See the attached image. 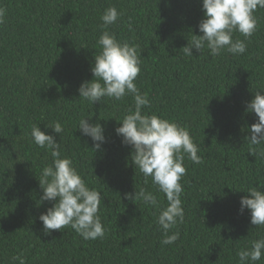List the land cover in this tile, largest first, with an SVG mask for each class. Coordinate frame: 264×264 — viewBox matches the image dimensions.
Here are the masks:
<instances>
[{"label": "trees", "instance_id": "obj_1", "mask_svg": "<svg viewBox=\"0 0 264 264\" xmlns=\"http://www.w3.org/2000/svg\"><path fill=\"white\" fill-rule=\"evenodd\" d=\"M111 6L122 14L108 30L140 55L134 82L151 102L144 111L185 126L202 157L195 164L185 155V216L169 233H180L173 244L161 243L159 210L128 198L143 187L167 204L115 131L132 97L79 98L81 84L94 79L100 17ZM0 9V264H19L18 254L25 264H239L237 252L264 237L250 210L240 211L243 191L264 187V159L249 153L245 139L258 120L247 103L264 90V9L255 11L249 39L233 34L246 52L216 57L206 47L191 57L181 50L202 35V0H0ZM81 117L104 127L100 150L78 129ZM56 120L61 136L46 127ZM33 124L61 142L62 155L100 192L103 238L84 240L71 227L45 233L39 217L54 202H40L38 178L51 156L30 137Z\"/></svg>", "mask_w": 264, "mask_h": 264}, {"label": "clouds", "instance_id": "obj_2", "mask_svg": "<svg viewBox=\"0 0 264 264\" xmlns=\"http://www.w3.org/2000/svg\"><path fill=\"white\" fill-rule=\"evenodd\" d=\"M258 8L264 9V0H202L204 17L198 25L202 35H193L187 46L181 49L183 54L191 57L193 49L201 52L205 47L213 57L224 51L232 55L244 54L247 50L245 40L256 30L254 13ZM4 14L5 10L0 9V22ZM121 14L116 7L111 6L101 15L99 27L102 32L97 41L99 51L95 54L91 68L94 79L81 84L78 89L79 98L95 104L104 98L120 101L125 96L132 97L134 103L122 119H116L121 126L115 131L122 137L124 145L131 146L135 169L144 176L145 183L151 178L156 190L165 195L167 204L162 205L153 192L143 187L136 190L134 195L128 194V198L142 200L145 205L159 210L155 223L163 233L161 243L169 245L180 237L178 230L171 235L170 231L184 222L181 200L183 186L180 181L186 174L185 155L195 164L202 163V157L197 154L199 149L185 126L144 111L150 107L151 102L148 94L141 93L134 82L141 71L137 47L118 40L115 33L108 30L109 26L117 23ZM236 32L243 35L245 40L233 39ZM246 110L258 117L249 129L250 135L245 138L249 144V153L257 159H264V90L254 92V98L247 103ZM90 119L81 117L78 129L92 139V149L98 151L106 142L105 130L99 121L90 123ZM46 127L60 136L64 132V126L59 120L52 121ZM29 135L38 147L47 149L51 156V162L42 169L38 178L43 191L40 202H54L39 217L45 233L51 234L52 230L71 227L84 240L103 238L105 229L99 215L100 192L87 185L72 158L62 155L61 142L58 143L53 135L42 131L37 124L31 125ZM262 189L264 187H248L243 191L248 195L241 198L240 211L243 213L245 209L250 210L251 224L264 227ZM262 256L264 237L252 240L250 246L237 252L239 264H255ZM12 261L25 264L22 254L13 256Z\"/></svg>", "mask_w": 264, "mask_h": 264}]
</instances>
